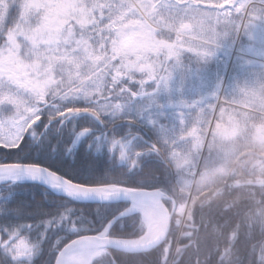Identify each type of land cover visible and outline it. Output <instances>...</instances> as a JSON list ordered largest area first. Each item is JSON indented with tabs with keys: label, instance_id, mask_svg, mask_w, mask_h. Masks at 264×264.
<instances>
[{
	"label": "trees",
	"instance_id": "16d2710c",
	"mask_svg": "<svg viewBox=\"0 0 264 264\" xmlns=\"http://www.w3.org/2000/svg\"><path fill=\"white\" fill-rule=\"evenodd\" d=\"M126 1L127 5H120L119 9L135 7L133 0ZM134 1L142 4L145 9L146 0ZM219 2L212 0L213 7L208 9L204 5L195 10L187 8L185 20L194 22L190 17L194 14L196 18L207 21L211 29L216 24L219 32L228 31L229 43L236 36V29L223 25L222 16L217 12ZM111 4L119 5L117 2ZM187 6L178 12L180 19ZM206 10L207 19L202 17ZM145 12L160 27L173 31L178 28L160 18H154L149 11ZM14 32L11 19L7 32L0 25L2 54L12 46L10 41ZM164 36L167 40H174L173 35L164 33ZM66 46L67 51L74 49V45ZM22 47L24 53L30 50L27 46ZM181 47L180 65L186 70L181 73V79L196 80L193 86H199L200 77H192L190 74L191 70L202 68L194 61L198 55L190 52L188 41ZM93 74L84 77L76 86ZM233 74L234 68L229 83L233 80ZM71 85L66 86L65 90ZM123 85H128L129 91H125ZM153 86L147 85L148 90H154ZM137 90L139 87L135 84L122 81L112 84L110 93L114 95L115 101L125 102L133 99L132 92ZM89 102L85 98H75L41 106V119L25 134L22 150L0 149V165H39L81 185L160 190L178 205L186 203L188 197L181 191V184L184 179L189 182L192 177L186 174L187 166L178 165L170 159V143L166 131L168 126L162 127L165 120L157 125H146L131 114L121 118L107 114L96 116L92 114L95 110L90 109V106H95ZM210 103L206 118L209 122L213 116L214 99ZM70 108L85 111L67 117L58 115ZM222 109H219L216 125L225 120L226 115ZM191 116L196 118L197 114L193 112ZM85 129L89 130L87 134L79 136ZM252 137L250 133L237 140L239 145L248 142V147L238 153L240 156L232 164L228 177L219 176L204 190L200 189L199 183L196 184L192 223L187 222L180 231L181 219L176 215L168 238L159 247L137 253L113 251L97 259L94 264H264V143L258 148L251 142ZM117 141L119 143L115 144ZM212 162L208 151L200 171L203 177L210 173L208 165ZM126 209L127 205L123 204H95L74 200L36 183L0 185V228L14 229L31 225V228H23V235L38 247L32 264H55L59 248L84 235L101 233ZM64 215L69 220L59 226L47 227L49 220L58 221ZM70 224H74L76 230H72ZM145 233L146 227L141 215L134 214L118 220L112 228L111 236L138 239ZM0 235L7 237L6 232H0ZM0 264H12L3 249H0Z\"/></svg>",
	"mask_w": 264,
	"mask_h": 264
},
{
	"label": "rangeland",
	"instance_id": "374dc122",
	"mask_svg": "<svg viewBox=\"0 0 264 264\" xmlns=\"http://www.w3.org/2000/svg\"><path fill=\"white\" fill-rule=\"evenodd\" d=\"M252 1L264 4V0H220L217 12L222 16L223 25L236 29V36L233 40L230 39L229 43L227 30L225 33L219 32L216 24L211 29L207 21L196 18L194 14L191 16L194 22H191L189 48L192 54L198 55L194 61L202 68L191 70L190 74L204 78L202 81L205 83L200 82L199 86H192L193 80L189 81L188 78L178 80L179 73L186 71L180 65V45L169 42L162 28L151 21L145 10L154 18H160L161 21L178 27L181 22L178 14L180 9L188 3L193 10L201 8L202 5L208 9L213 7L212 0H146L145 9L135 1L134 8L119 9L120 5H127L126 0H27L30 5L46 7L30 9L35 18L15 27L11 41L14 44L0 56V74L7 73L24 84L38 76L42 77L47 71L50 73L48 87L55 92L94 72L95 74L82 84L90 82L89 85L85 84L69 93L73 95L86 90L87 96L91 98L79 96L68 100L85 98L95 106H90V109L99 114L117 118L131 114L146 125H157L165 120L162 127L168 126L166 134L170 143V159L175 160L178 165L197 169L193 175L192 171L189 173L190 168H187V175L192 179L189 182L184 179L181 184V191L187 194L188 200L192 199L191 204L187 202L179 206L177 216L181 222H189L196 199L193 190L195 178L200 189H207L216 178L224 177L237 154L248 147V142L239 145V138L234 135L242 132L247 135L252 132L251 142L255 143L256 147L261 148L264 143L262 116L241 112L236 108L233 112L238 114L237 119L239 115H242L243 120H246L245 117L257 118L254 122H259V125H232L231 118H228L230 110H227L231 108L229 105L245 100L248 109L255 108L254 110L264 113V70L245 59L244 55V58L236 60L233 80L230 83L227 81L226 91H223L225 72L213 60L204 58V55L212 51H231L236 47L247 55L253 53L256 57H264V7L259 4L252 5L247 15V5ZM17 2L19 0H0V12L6 13L8 8ZM112 2L119 5H112ZM45 15L47 28L44 38L37 36L34 43L30 37L43 22ZM207 16L206 10L202 17L207 19ZM2 20L3 16H0V21ZM214 20L216 22L217 18ZM167 31L169 35H174L173 30ZM67 44L74 45V49L67 51ZM22 46H27L30 50L24 53ZM231 53L233 52L227 54L231 57ZM163 60H166L164 65ZM169 62L171 63L168 64ZM122 81L135 84L139 90L132 92L133 99L118 103L110 90L112 84ZM147 85H154L155 92H150ZM180 87L184 90L183 94L188 92L187 94L202 99L204 106L206 105L205 111L199 112L206 116L198 120L196 117L197 123L193 125H188L187 120L195 121L191 116L194 106L181 102V93L173 92ZM123 89L129 91L128 85H123ZM20 96L25 100L29 99L26 91L21 90ZM221 96L227 104L222 109L227 115L226 124L212 125V119L211 124L206 125L209 122L206 119L209 102L214 99L212 112L215 114ZM133 100L137 102L135 105ZM10 111V106H6L0 111V116L8 115ZM208 151L214 162L208 165V176L203 177L200 167L204 161L202 158ZM182 207H188L186 218L180 213ZM106 254L107 252L103 256Z\"/></svg>",
	"mask_w": 264,
	"mask_h": 264
},
{
	"label": "snow or ice",
	"instance_id": "6c2138e0",
	"mask_svg": "<svg viewBox=\"0 0 264 264\" xmlns=\"http://www.w3.org/2000/svg\"><path fill=\"white\" fill-rule=\"evenodd\" d=\"M46 7L44 5H30L27 0H19L8 8L7 12H0L3 20L0 21L5 32L9 29V22L11 19V26L17 27L18 24L24 23L26 20L30 21L35 18L34 12L30 9H39ZM47 28V16L43 17V22L35 29V33L30 38L35 43L36 37L44 38V32ZM39 59V57H38ZM49 75L47 71L42 77L21 84L13 77L8 76L7 73L0 74V111L6 106H10L11 111L8 115L0 116V149L7 151L22 150L24 145L25 134L33 128L41 119V106H46L57 101H64L72 97L87 96L86 90L76 92L69 95L77 84L76 81L69 87V89H57L55 92L49 89ZM54 78V77H53ZM26 91L29 99L21 98L20 91ZM84 109L70 108L58 113L61 117L75 115ZM93 115L99 116V113L93 111ZM89 130L85 129L79 133V136H84ZM119 141L115 142L118 144ZM114 144V146H115ZM123 159V156L120 157ZM21 177L30 179L43 180L53 188L66 192L69 196L77 198L96 197L101 200H109L116 197L115 192H106V186H88L81 185L61 177L51 171L42 169L34 165H20V164H4L0 165V179L15 180ZM78 186V187H77ZM127 186H125L126 188ZM126 196L133 198L132 193L126 192ZM65 220H69L67 215L62 216L58 221L49 220L47 227L52 228L59 226ZM31 228V225L17 227L14 229L0 228V232H6L7 237L0 235V249H3L5 254L10 257L12 264H32L35 255L38 251L37 245L23 235V228ZM72 230H76L74 224H70ZM111 223L106 226L105 230L96 236H107L110 233ZM102 256V253L97 252L91 247L90 238L84 235L82 238L64 245L57 250V258L55 264H94V261Z\"/></svg>",
	"mask_w": 264,
	"mask_h": 264
},
{
	"label": "bare ground",
	"instance_id": "6f19581e",
	"mask_svg": "<svg viewBox=\"0 0 264 264\" xmlns=\"http://www.w3.org/2000/svg\"><path fill=\"white\" fill-rule=\"evenodd\" d=\"M25 182L41 184V185L48 187L53 192H55L59 195H64L67 197L76 198V197L69 196L64 191L57 190V189L53 188L51 185H49L48 183H46L43 180L30 179V178H26V177H21V178L15 179V180L0 179V184L25 183ZM115 190H116L115 188L105 189L106 192H115ZM161 205H162V202L159 198L153 199V200H150V199L141 200L139 202L134 203L128 210H126L124 213L121 214V217H126L128 215L135 214V213L141 214L143 221H144L146 228H147L146 234L143 237L138 238V239H134V240H119V239H117L114 242L117 243L118 245H123V246L131 247V248L144 247L146 245H150V244L156 242L159 239L160 234L162 232L163 225H164V219H165V215H166L165 211H163L161 209ZM180 210H181L180 211L181 215H183V217L186 218L187 212H188V207H182ZM113 224H114V222L111 223V227ZM100 237L102 239H108L109 238L108 235L107 236H100ZM90 244H91L92 248H94L97 252L102 253V255L106 253L105 250L100 249L96 244H94L92 242H90Z\"/></svg>",
	"mask_w": 264,
	"mask_h": 264
},
{
	"label": "water",
	"instance_id": "95a60500",
	"mask_svg": "<svg viewBox=\"0 0 264 264\" xmlns=\"http://www.w3.org/2000/svg\"><path fill=\"white\" fill-rule=\"evenodd\" d=\"M20 165L27 166V164H20ZM34 166H39V165H34ZM39 167H41L42 169L51 171L50 169L45 168L43 166H39ZM51 172H53V171H51ZM53 173H55V172H53ZM55 174H57V173H55ZM57 175H59V174H57ZM59 176H61V175H59ZM126 192H129V191L123 190V191H120L118 193H115L116 197H113L109 200H101V199L96 198V197H86V198H77L76 197V198L81 200V201H85V202H89V203H95V204H116V203H120V204H129V205H132L136 202H139L141 200H146V199L159 198L161 200V202H163V200H165V199H168V197L163 192H161L159 190H157V191H147V190L146 191H134L133 190V191H130L132 193L133 198L126 196L125 195ZM161 209L165 210L167 213V217H166L165 223H164V229H163L162 234L159 237V240L150 246H147L144 248H138V249L129 248L126 246L118 245L117 243L114 242L113 239H102L100 236H88L90 238V242L96 244L100 249H107V250L120 251V252H126V253L146 252V251H150L156 247H159L165 241V239L168 236V233L170 230L169 222L171 221V218L173 217L174 213L177 210V204L174 202V209H173L171 214L169 213L168 208L164 204L161 205ZM80 238H82V237H80ZM80 238H78V239H80ZM78 239H76V240H78Z\"/></svg>",
	"mask_w": 264,
	"mask_h": 264
},
{
	"label": "built area",
	"instance_id": "2783aa9c",
	"mask_svg": "<svg viewBox=\"0 0 264 264\" xmlns=\"http://www.w3.org/2000/svg\"><path fill=\"white\" fill-rule=\"evenodd\" d=\"M217 60H218L219 63H221V64H226V65L229 64L228 67H229V68L231 67L230 62H229V59H228V57H227L225 54H220V55L217 57Z\"/></svg>",
	"mask_w": 264,
	"mask_h": 264
}]
</instances>
